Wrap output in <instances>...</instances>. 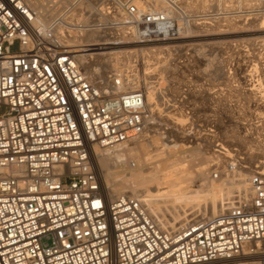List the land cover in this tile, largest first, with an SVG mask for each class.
Segmentation results:
<instances>
[{"label":"built area","instance_id":"obj_1","mask_svg":"<svg viewBox=\"0 0 264 264\" xmlns=\"http://www.w3.org/2000/svg\"><path fill=\"white\" fill-rule=\"evenodd\" d=\"M98 2L122 10L108 39L126 45L183 40L195 20L174 0L170 11ZM62 20L45 23L26 0H0V264H264L259 171L219 212L174 228L141 197L108 195L95 149L148 134L147 91L137 69L86 72L56 32ZM191 87L175 98L155 84L160 101L176 106ZM238 167L235 160L226 172Z\"/></svg>","mask_w":264,"mask_h":264},{"label":"rangeland","instance_id":"obj_2","mask_svg":"<svg viewBox=\"0 0 264 264\" xmlns=\"http://www.w3.org/2000/svg\"><path fill=\"white\" fill-rule=\"evenodd\" d=\"M42 1L45 8L51 10L47 13L49 16L46 14L45 20L48 21L46 23L55 17L63 16L60 23L69 24H64V27L73 40L79 36L80 29H85L86 24L82 21L70 23L73 13L71 6L81 3L89 5V7L99 5V0ZM174 1H179L184 11L195 19L192 27L184 26L186 36L183 40L164 44H141V46L126 45L127 43H125L124 45L119 44L118 48L107 47L103 50L105 52L88 50L80 53L86 55L83 65L85 71L86 68H91L101 73H112L126 69L136 71L137 69L139 74V82L138 80L137 82L143 85L148 98H151L146 99H153L155 101L153 107L158 109L151 116L150 123L153 126L149 127V132L146 135L148 137L155 136L160 141H158L157 147H161L162 141L165 143L168 141L169 146L176 143L175 151L183 152V155L187 156L186 164H198L197 168L206 167L208 171L210 170V177L206 179L205 183L186 192L188 194L186 202L178 201L175 206L164 205V203L162 205L159 203L161 206L156 205L157 208L153 211H156L155 213L158 214L162 222H168L166 227H170L172 222H176V226H178L216 214L220 211V206L215 209L216 212L209 210L213 201L221 203L219 202L221 196H215L214 188L238 186L243 180L242 176L247 178L252 172L264 169V163H261L263 159L249 156L253 146L250 150L248 146L242 145L239 141L245 134L252 133V136L264 145V126H259L262 113L264 114L262 108L264 94H261L262 97L256 95V98L248 96L244 93L243 85H240L239 81L243 72L242 75L234 74V70L241 66H247L248 72L256 63L263 64L260 68H264V47L262 46L264 45V27L259 26V22L264 21V4H255L252 2L253 0ZM133 2L137 7L153 3L159 8L170 11L167 0H143L142 4L141 0H133ZM105 7H110V12L113 10L109 3H106ZM51 12L53 17L50 16ZM56 12L57 14H55ZM111 13L112 16L118 18L116 13ZM111 21L109 18L102 19L105 25L99 27H108L107 34H109L100 38L108 39L110 33H114ZM95 24H97L96 21L93 25ZM208 25H211V28ZM81 45H85V42H82ZM99 53H108L112 59L111 63H104L97 56ZM208 59L212 61L210 60V62ZM155 84H158L159 88L167 85L166 93L169 94V97L174 96L175 98L179 97L189 85L195 90L192 91L193 94L186 95L187 99L183 104L179 106L166 105L160 101L161 98L157 97L158 88H155ZM187 110H189V116L193 121V131H190V126L185 127ZM181 133L187 135H185L186 139H183L185 142L177 137V134L183 137ZM140 140L141 138L138 139V141ZM129 145L131 144L129 143ZM151 149L154 148L150 147L149 150ZM168 151L174 152L173 149ZM235 160L239 161L240 167L227 173L226 168ZM217 170L221 176L215 179L216 182L211 181V174ZM114 171L120 172L121 170L115 169ZM216 183H219L218 186ZM230 199H227L226 203L229 204Z\"/></svg>","mask_w":264,"mask_h":264},{"label":"bare ground","instance_id":"obj_3","mask_svg":"<svg viewBox=\"0 0 264 264\" xmlns=\"http://www.w3.org/2000/svg\"><path fill=\"white\" fill-rule=\"evenodd\" d=\"M262 1L263 0H253L252 2L259 5L263 3ZM26 2L37 12L39 17L43 19L45 23L48 22L45 20L46 14L49 13V11L51 10H47V8H45V5L43 4L44 2L42 0H26ZM71 8H73V11L71 12L73 13L75 12V13L71 14L70 23L72 21L73 22L82 21L84 24H86L85 29H80L78 31L79 36L74 38V40L68 35V32L65 31L64 26L66 24L69 25L68 23H64V22L60 23L56 28V32L58 34L64 35L66 44L69 46V48H71V52L74 53L75 58L80 65L82 66L84 65V61L86 57V55L80 54L81 52L88 51V50H95L96 52L103 51L107 47L113 49V48L120 47L119 44L124 45L125 43L127 44L130 43L122 39H120L117 42V39L111 40V39L100 38L101 36L102 37L105 36L108 32L107 30L108 27L106 26H105L106 28L99 27V26L105 25L104 24L105 22L103 23L102 19L109 18L110 20H112L110 24H113V21L116 20V17L111 15L112 13L108 10V8L105 7V5L101 6V4H99V5H96V7H89V5L87 6V5H84V3H81V4H77L76 6L73 4ZM114 12L116 13L118 17L119 16L121 17L120 9L115 8ZM55 14H57V12ZM50 16H52V12L50 13ZM95 21L97 22V24L93 25ZM208 26L211 28V25H208ZM259 26H261V28L264 27V21H262L261 23L259 22ZM102 29H105V30H102ZM84 32H86V34H84ZM82 42H85V45H81ZM141 44L143 43L136 40L133 46H141ZM262 46L264 47V45ZM97 56H99L106 64H109L112 61L108 53H99V55ZM198 57L200 58V56ZM261 65L263 64L256 63L254 67L251 68L252 70H250L249 72L247 71V66H243V67L241 66V68L238 67L234 70V74L238 73V75L243 72V75L241 74L242 77L240 78L239 81H240V85L241 84L243 85L244 93L247 94L248 96L255 97L256 95L260 96L261 94H264V68L261 69L260 68ZM90 69L86 68V72L92 73V74L97 73V70H93V69L90 70ZM148 97L149 96H147V98ZM260 97H262V95ZM148 99H151V98H148ZM260 99L262 100V98ZM153 102H155L153 101V99L147 100V104L150 108L151 116H153L155 112L158 110L157 108L153 107L154 106ZM262 108L264 109V101H263ZM260 123L261 124L259 126H264V114L263 113L261 116ZM185 135L186 134L183 133L182 134L183 137H180L177 134V137H179V140L181 139L183 140V139H186ZM252 135H253L252 133H247L242 138H240L239 141L242 145L248 146V149L250 150L252 149L251 147L253 146V150H251V152L249 153V156L251 158L255 157L258 159H263V162H261L263 164L264 163V145L263 143L261 144V141L257 140V138L255 139ZM158 141L159 140L155 136L148 137V135L144 134L141 137L140 141L138 140L132 141V143H130L131 145L127 144L111 152L107 150L95 149V153L97 155L96 165L98 167V173L110 197L115 196V195H121L124 193H129L135 196H139L149 206L152 212H154L153 209L157 208L156 205H160L159 203H161V205L164 203V205L175 206L176 204H178L177 203L178 201L186 202L188 199V194H186V192L189 190H193L197 186L205 183L206 179L210 177V174H209L210 170L208 171L206 167L197 168L199 166L198 164H195V165L186 164L185 159L187 158V156L183 155V152L175 151V149L177 148L176 143H174L173 146L172 145L169 146L168 141L167 143H165V141H162L160 143L161 147H157ZM150 147L154 149L149 150ZM169 149H173L174 152L172 153L169 152L168 151ZM251 160H254V159H251ZM115 169H120L121 171L115 172L114 171ZM260 170L261 171L259 172L264 174V169H260ZM249 176L247 178H245V176H242L243 180L239 183L238 186L236 185L237 187L232 186L229 188L228 187L214 188V193H216L215 196L216 195L221 196L219 198L220 200L219 202L221 203L219 204L214 199L215 201L211 203L209 210L213 212L218 206H220V210H221L222 207L228 204L226 203V200L231 198L234 191H237V190L246 191ZM212 179L213 177L211 174L210 180L215 181V179L213 180ZM218 184L216 183L217 186ZM156 215L158 216V214ZM162 223L164 226L168 224V222L167 223L162 222ZM171 225L173 227H176L177 223L172 222ZM171 225L170 227H172Z\"/></svg>","mask_w":264,"mask_h":264}]
</instances>
